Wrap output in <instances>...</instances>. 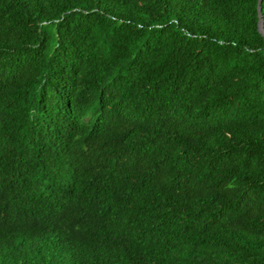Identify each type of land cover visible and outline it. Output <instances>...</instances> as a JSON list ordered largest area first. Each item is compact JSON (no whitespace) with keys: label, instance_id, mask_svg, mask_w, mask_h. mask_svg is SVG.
I'll return each mask as SVG.
<instances>
[{"label":"trees","instance_id":"16d2710c","mask_svg":"<svg viewBox=\"0 0 264 264\" xmlns=\"http://www.w3.org/2000/svg\"><path fill=\"white\" fill-rule=\"evenodd\" d=\"M257 2L0 0V264H264Z\"/></svg>","mask_w":264,"mask_h":264},{"label":"water","instance_id":"95a60500","mask_svg":"<svg viewBox=\"0 0 264 264\" xmlns=\"http://www.w3.org/2000/svg\"><path fill=\"white\" fill-rule=\"evenodd\" d=\"M260 1H261V0H258V2H257V12H258L257 30H258V32H259V33L263 36V38H264V32H263V27H262V20H261L260 9H259Z\"/></svg>","mask_w":264,"mask_h":264}]
</instances>
